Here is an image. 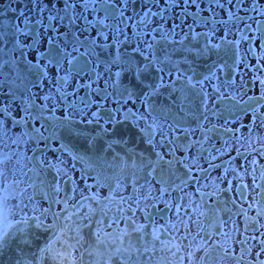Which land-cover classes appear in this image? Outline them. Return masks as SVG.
<instances>
[{
  "label": "flooded vegetation",
  "instance_id": "af4514ba",
  "mask_svg": "<svg viewBox=\"0 0 264 264\" xmlns=\"http://www.w3.org/2000/svg\"><path fill=\"white\" fill-rule=\"evenodd\" d=\"M31 7L0 0L5 30L24 28L19 13ZM202 7L210 15L207 0ZM181 17L176 6L163 23L126 30L153 45L138 57H155L145 83L123 77L101 107L58 104L49 121L68 116L71 134L35 140L31 122L15 123L16 104L0 118V186L27 183L46 206L10 233L9 248L36 245L37 264H237L241 255L240 264H264V41L240 40L235 29L225 39L222 23L211 34V22ZM108 114L122 122L115 131ZM6 250L0 264L13 262Z\"/></svg>",
  "mask_w": 264,
  "mask_h": 264
},
{
  "label": "snow or ice",
  "instance_id": "6c2138e0",
  "mask_svg": "<svg viewBox=\"0 0 264 264\" xmlns=\"http://www.w3.org/2000/svg\"><path fill=\"white\" fill-rule=\"evenodd\" d=\"M28 3L32 5L28 12L21 10L19 13L24 28L17 26L6 31L0 22V118L12 113V105L16 104L15 123L31 122L30 134L44 144L56 136L58 129L69 134L76 131L68 116L63 120L49 121L58 104L64 103L70 111L77 105L87 107L95 104L101 107L99 101L106 100L110 95L109 88L117 87L116 82L122 83L123 77L130 74L138 84L145 83L152 66L151 60L155 57L151 60L149 57H144V60L138 57L144 56V51L152 49L153 45L144 40L140 33L132 32L129 35L126 30L147 29L156 17H161L160 23H163V14L168 9L181 6V19L191 15L193 24L207 25L211 22V34H215V26L222 23L227 29L223 33L225 39L235 29L240 40L264 41V0H207L210 15L204 16L201 15L204 11L202 0H28ZM160 4L166 7H157ZM191 7L199 11L189 13ZM217 16L222 19L218 20ZM152 32L159 34V27L151 28L143 35ZM252 33L257 35H250ZM239 42L229 41L237 45ZM213 48H219V45L206 46L197 55H208ZM145 60L149 62L145 63ZM69 80L74 81L71 93L66 90ZM40 85H44L45 90L34 93L33 88L39 89ZM125 93L132 95L127 87L120 94ZM18 96L20 101L17 104ZM53 99L57 103L49 105L48 101ZM91 115L96 117L97 113L92 112ZM108 122L112 124L113 131L122 123L114 121L111 114H108ZM172 143L176 144L175 141ZM194 144H200V141ZM194 144L183 147L191 149ZM180 148L181 145L176 144L173 151ZM214 159L209 158V167H215L211 163ZM176 162L184 163L179 159ZM191 163L195 166V161ZM251 163L255 164L256 161ZM258 214H264V210ZM12 235L0 228V258L10 247ZM47 250L43 249L42 252ZM229 251H225V257ZM244 251L247 252V249ZM242 260L243 255L237 258V264ZM15 264L33 262L21 256Z\"/></svg>",
  "mask_w": 264,
  "mask_h": 264
},
{
  "label": "rangeland",
  "instance_id": "374dc122",
  "mask_svg": "<svg viewBox=\"0 0 264 264\" xmlns=\"http://www.w3.org/2000/svg\"><path fill=\"white\" fill-rule=\"evenodd\" d=\"M6 182L8 183L0 186V228L11 233L19 225L29 224L30 216L37 215L40 217L46 206L45 203L33 199L27 183L15 185L10 180ZM79 197L76 196V199ZM46 223L49 224V221ZM37 251L38 247L29 243L23 244L21 247L15 246L10 259L14 260L23 256L25 259L31 260L33 264H37Z\"/></svg>",
  "mask_w": 264,
  "mask_h": 264
},
{
  "label": "bare ground",
  "instance_id": "6f19581e",
  "mask_svg": "<svg viewBox=\"0 0 264 264\" xmlns=\"http://www.w3.org/2000/svg\"><path fill=\"white\" fill-rule=\"evenodd\" d=\"M6 252H7L8 256L10 255L12 257V254H13L12 248L7 249ZM15 261H16V259H14L13 262L10 261V263H8V264H15Z\"/></svg>",
  "mask_w": 264,
  "mask_h": 264
}]
</instances>
